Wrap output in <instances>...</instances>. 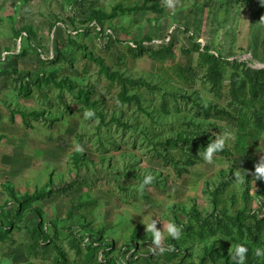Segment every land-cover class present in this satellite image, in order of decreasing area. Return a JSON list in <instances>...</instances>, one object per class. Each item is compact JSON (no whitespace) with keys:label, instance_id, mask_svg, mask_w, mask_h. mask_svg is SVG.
<instances>
[{"label":"rangeland","instance_id":"rangeland-1","mask_svg":"<svg viewBox=\"0 0 264 264\" xmlns=\"http://www.w3.org/2000/svg\"><path fill=\"white\" fill-rule=\"evenodd\" d=\"M171 2L0 0V264H264V3Z\"/></svg>","mask_w":264,"mask_h":264},{"label":"clouds","instance_id":"clouds-1","mask_svg":"<svg viewBox=\"0 0 264 264\" xmlns=\"http://www.w3.org/2000/svg\"><path fill=\"white\" fill-rule=\"evenodd\" d=\"M168 3V6H172L171 0H166ZM262 3H264V0H262ZM94 113L91 111H86L85 116L91 117ZM227 138V134L225 136H222L211 143L208 144L206 147V151L204 153V158L211 162L214 153H217L219 151H222L225 146V139ZM255 177L257 180L264 179V160H262L256 167H255ZM154 177L152 174H147L144 176L143 182L140 184V189H143L146 185H149L152 183ZM240 181V177L237 176V182ZM146 231L150 232L152 234V244L155 246V248H159V251L161 253H164L165 251H172V247L169 246L168 248H165L163 246V240L165 238V234L170 237L173 240H178L181 237V228L178 227L175 222L169 221L165 226L163 231L158 230L156 227V221L153 220L151 223H149L146 226ZM154 248V250H155ZM247 253L248 248L244 246L243 244H237L235 246V249L233 251L232 259L234 261V264H245L247 259ZM256 255L258 257L264 255V251H261L260 249L256 250Z\"/></svg>","mask_w":264,"mask_h":264},{"label":"trees","instance_id":"trees-1","mask_svg":"<svg viewBox=\"0 0 264 264\" xmlns=\"http://www.w3.org/2000/svg\"><path fill=\"white\" fill-rule=\"evenodd\" d=\"M96 17H100L99 15H96ZM144 40H147V41H150L149 38H145ZM142 43L143 41H139V42H136L135 45L137 46L138 49H141L142 48ZM246 79L247 81L251 84V89H252V94L254 95L257 91H258V86H257V83L255 81L254 78H252L250 75L246 74ZM222 152V151H220ZM42 195H36L32 198H27V199H22L21 201H19V204H22L24 202H28L30 200H36V199H39Z\"/></svg>","mask_w":264,"mask_h":264}]
</instances>
